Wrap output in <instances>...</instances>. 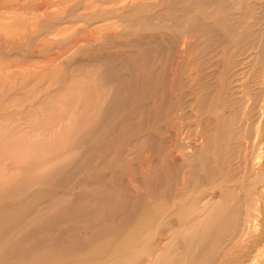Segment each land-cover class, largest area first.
Masks as SVG:
<instances>
[{
    "label": "rangeland",
    "instance_id": "1",
    "mask_svg": "<svg viewBox=\"0 0 264 264\" xmlns=\"http://www.w3.org/2000/svg\"><path fill=\"white\" fill-rule=\"evenodd\" d=\"M0 264H264V0H0Z\"/></svg>",
    "mask_w": 264,
    "mask_h": 264
},
{
    "label": "bare ground",
    "instance_id": "2",
    "mask_svg": "<svg viewBox=\"0 0 264 264\" xmlns=\"http://www.w3.org/2000/svg\"><path fill=\"white\" fill-rule=\"evenodd\" d=\"M239 71V70H238ZM258 223V222H257ZM252 259V258H251ZM251 261V260H250Z\"/></svg>",
    "mask_w": 264,
    "mask_h": 264
}]
</instances>
